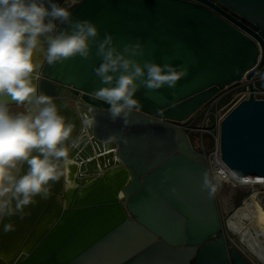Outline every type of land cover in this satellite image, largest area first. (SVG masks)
<instances>
[{"label": "water", "instance_id": "1", "mask_svg": "<svg viewBox=\"0 0 264 264\" xmlns=\"http://www.w3.org/2000/svg\"><path fill=\"white\" fill-rule=\"evenodd\" d=\"M62 5L0 0V264H254L177 123L245 82L221 159L264 178V0Z\"/></svg>", "mask_w": 264, "mask_h": 264}, {"label": "rangeland", "instance_id": "2", "mask_svg": "<svg viewBox=\"0 0 264 264\" xmlns=\"http://www.w3.org/2000/svg\"><path fill=\"white\" fill-rule=\"evenodd\" d=\"M259 73H264V67L257 74ZM258 90L260 91L258 98H264V94L261 93L264 91V87L259 88ZM246 97H248V88L245 82H241L240 84L229 88L216 100L203 105L196 113L193 114L190 121H186V123L181 126V130L187 135L191 144L195 148L201 150L202 143H205L206 149L204 151L209 156L211 152H213L219 145L221 119L239 101ZM201 129H203V131ZM213 187L219 209V215L223 225L224 219L228 218V216L232 214V209L239 208L243 205L248 193L246 192V189L242 187L235 189L229 185H214ZM255 188L257 192L255 196L256 200L261 204L264 210V188L257 185H255ZM230 192L232 193V196L229 200L232 205L231 209H229L224 202L225 198L228 197ZM222 233L228 244L243 252L245 256L254 263L249 255L237 246L238 243L234 237L230 236L224 225L222 226Z\"/></svg>", "mask_w": 264, "mask_h": 264}, {"label": "bare ground", "instance_id": "3", "mask_svg": "<svg viewBox=\"0 0 264 264\" xmlns=\"http://www.w3.org/2000/svg\"><path fill=\"white\" fill-rule=\"evenodd\" d=\"M79 2L80 0H66V2L63 3L54 17L57 34L67 14L76 7ZM223 93L224 90H220L216 93L214 100L219 98ZM188 121H190V119H187V122ZM36 124H40V121L38 120ZM229 186L234 187V189L236 188L232 185ZM240 187L246 189L248 196L245 198L241 207L232 209V214L224 219L223 225L230 236L234 237L238 243L237 246L246 252L254 263L264 264V210L261 204L256 200L255 196L257 192L254 184L244 183ZM231 196L232 193L230 192L224 201L229 209L232 208L229 201Z\"/></svg>", "mask_w": 264, "mask_h": 264}, {"label": "built area", "instance_id": "4", "mask_svg": "<svg viewBox=\"0 0 264 264\" xmlns=\"http://www.w3.org/2000/svg\"><path fill=\"white\" fill-rule=\"evenodd\" d=\"M64 2H66V0H63V3ZM55 27H56V23H54V18H53L52 22L50 23V28L53 30V32H56ZM259 93L260 91L258 90V88L255 87L254 95L256 98H258ZM261 93L264 94V91ZM184 123H186V121L179 122L177 123V126L181 129V126L184 125ZM201 130L203 131V129ZM192 148L195 152L200 153L204 157L208 165V169H209V173H210L213 186L214 185H219V186L232 185V186H235L236 188H239L244 183H247V184L250 183V184L257 185V186H262L264 188V178L262 177H246V176L239 177L237 176L221 159V151H220L219 145L217 148H215L213 152H211L209 156L204 151L206 149L205 143H202L201 150H199L198 148H195L193 145H192Z\"/></svg>", "mask_w": 264, "mask_h": 264}, {"label": "crops", "instance_id": "5", "mask_svg": "<svg viewBox=\"0 0 264 264\" xmlns=\"http://www.w3.org/2000/svg\"><path fill=\"white\" fill-rule=\"evenodd\" d=\"M253 82L256 88L264 87V73H259L255 77H253Z\"/></svg>", "mask_w": 264, "mask_h": 264}, {"label": "flooded vegetation", "instance_id": "6", "mask_svg": "<svg viewBox=\"0 0 264 264\" xmlns=\"http://www.w3.org/2000/svg\"><path fill=\"white\" fill-rule=\"evenodd\" d=\"M24 13L27 14V15H31L32 10L31 9H27V10L24 11Z\"/></svg>", "mask_w": 264, "mask_h": 264}]
</instances>
